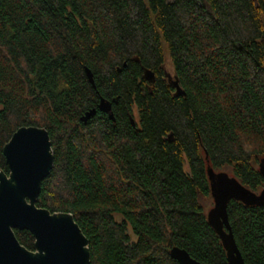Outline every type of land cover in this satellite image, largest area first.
<instances>
[{"label": "trees", "instance_id": "obj_1", "mask_svg": "<svg viewBox=\"0 0 264 264\" xmlns=\"http://www.w3.org/2000/svg\"><path fill=\"white\" fill-rule=\"evenodd\" d=\"M29 126L53 152L36 206L73 215L90 264H177L173 247L226 264L202 201L209 169L264 187V0H0L6 174L3 147ZM226 211L245 264H264V205Z\"/></svg>", "mask_w": 264, "mask_h": 264}, {"label": "water", "instance_id": "obj_2", "mask_svg": "<svg viewBox=\"0 0 264 264\" xmlns=\"http://www.w3.org/2000/svg\"><path fill=\"white\" fill-rule=\"evenodd\" d=\"M94 87L92 73L85 68ZM145 79L152 81L146 71ZM172 84L182 93L175 80ZM98 111L113 120L111 104L100 98ZM92 110L89 115L95 114ZM87 115V117L89 116ZM8 174L0 169V264H90L89 242L71 213L54 212L36 206L42 181L53 168V152L48 132L34 126L16 130L3 147ZM261 171L262 168H261ZM214 206L207 221L218 235L226 252V264H245L234 240L227 215V201L245 205H264V187L253 193L227 173L208 170ZM28 231L34 250L17 240L14 231ZM177 264H201L180 248L169 251Z\"/></svg>", "mask_w": 264, "mask_h": 264}, {"label": "rangeland", "instance_id": "obj_3", "mask_svg": "<svg viewBox=\"0 0 264 264\" xmlns=\"http://www.w3.org/2000/svg\"><path fill=\"white\" fill-rule=\"evenodd\" d=\"M164 68L166 70V72L168 73V75L173 78L174 76V71H173V67H172V64H171V61L170 59L166 56L165 58V64H164ZM202 204L204 205L205 207V211H206V214L208 213V211L213 208L214 206V203H213V199L212 198H209V199H204L202 201Z\"/></svg>", "mask_w": 264, "mask_h": 264}]
</instances>
